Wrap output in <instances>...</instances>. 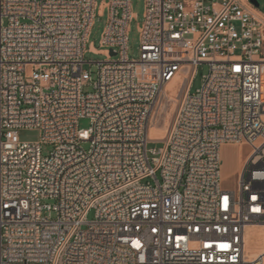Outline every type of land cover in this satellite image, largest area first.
<instances>
[{
    "label": "built area",
    "instance_id": "obj_1",
    "mask_svg": "<svg viewBox=\"0 0 264 264\" xmlns=\"http://www.w3.org/2000/svg\"><path fill=\"white\" fill-rule=\"evenodd\" d=\"M258 7L143 0L133 60L131 0H0V264H264ZM180 75L165 137L149 140ZM27 129L38 141H19ZM224 145L250 148L235 189L220 179Z\"/></svg>",
    "mask_w": 264,
    "mask_h": 264
},
{
    "label": "rangeland",
    "instance_id": "obj_2",
    "mask_svg": "<svg viewBox=\"0 0 264 264\" xmlns=\"http://www.w3.org/2000/svg\"><path fill=\"white\" fill-rule=\"evenodd\" d=\"M102 0H96V4L100 5ZM259 4V11H261L264 14V0H258ZM131 6H132V13L135 15V19L131 21L129 24V33H128V57L133 60L138 59V33L137 29L140 26L142 22V15H143V0H131ZM107 16L106 14H102L101 16L98 15L97 11L94 18L93 27L90 31L89 38H88V44L86 45V49L93 48L95 51H100V38L101 34L103 32V29L106 24ZM105 59L104 56L99 55L98 53H90L86 52L84 54V60L86 62H98L103 61ZM90 70L93 74L96 72L95 66H88L86 67ZM207 73V67L201 66L198 69L197 76L193 82L191 91L193 92L195 89L199 88L200 80L203 75ZM90 87H88V90ZM176 107V106H175ZM175 107L173 108L171 104L168 105V112H170V117L168 119L167 128L171 124ZM170 110V111H169ZM166 117V114L164 113L163 116L159 119L157 123V127H163L164 124V118ZM89 126V123L87 120H80L78 123V127L80 129H87ZM167 131V130H166ZM19 141L25 142V143H34L38 141L39 139V132L37 130H21L18 134ZM161 147V144H148V149H158ZM86 148V147H85ZM49 151V147L44 148L43 152L47 153ZM250 154V148L243 147L240 148L237 145H224L220 148V179L223 182V186L235 189L236 188V174L239 169L240 162L244 161L247 156ZM93 218L92 212L88 216V220H91Z\"/></svg>",
    "mask_w": 264,
    "mask_h": 264
},
{
    "label": "bare ground",
    "instance_id": "obj_3",
    "mask_svg": "<svg viewBox=\"0 0 264 264\" xmlns=\"http://www.w3.org/2000/svg\"><path fill=\"white\" fill-rule=\"evenodd\" d=\"M185 83H186L185 76L180 75V76L176 77L174 80H172L165 87L164 97H166L168 99V101L171 103V105L173 107L171 109V111L177 105L181 89L185 85ZM169 117H170V112H167L166 113V117L164 118V124H163L162 128L161 127L160 128L157 127L156 124H152L150 126V128L148 130V138H149V140L161 141V140L164 139L165 134H166V130H167L166 128H167ZM258 244H259L258 246L260 247L261 243L259 242Z\"/></svg>",
    "mask_w": 264,
    "mask_h": 264
},
{
    "label": "water",
    "instance_id": "obj_4",
    "mask_svg": "<svg viewBox=\"0 0 264 264\" xmlns=\"http://www.w3.org/2000/svg\"><path fill=\"white\" fill-rule=\"evenodd\" d=\"M250 1H251V3H252L255 7H258V6H259L257 0H250Z\"/></svg>",
    "mask_w": 264,
    "mask_h": 264
}]
</instances>
